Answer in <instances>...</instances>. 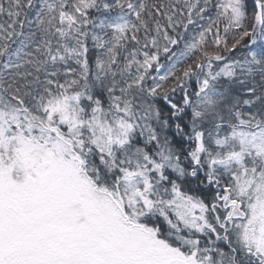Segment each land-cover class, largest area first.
I'll use <instances>...</instances> for the list:
<instances>
[{
  "label": "snow or ice",
  "instance_id": "1",
  "mask_svg": "<svg viewBox=\"0 0 264 264\" xmlns=\"http://www.w3.org/2000/svg\"><path fill=\"white\" fill-rule=\"evenodd\" d=\"M0 264H264V0H0Z\"/></svg>",
  "mask_w": 264,
  "mask_h": 264
}]
</instances>
